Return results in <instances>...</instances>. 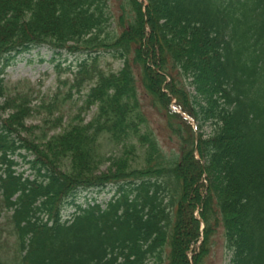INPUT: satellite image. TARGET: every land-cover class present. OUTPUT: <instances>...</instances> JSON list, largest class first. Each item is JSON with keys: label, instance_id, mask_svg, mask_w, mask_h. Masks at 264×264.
<instances>
[{"label": "trees", "instance_id": "obj_1", "mask_svg": "<svg viewBox=\"0 0 264 264\" xmlns=\"http://www.w3.org/2000/svg\"><path fill=\"white\" fill-rule=\"evenodd\" d=\"M107 1L0 0V264H205L219 228L230 264H264V0H116L117 20ZM39 47L85 55L60 82L82 99L65 127L48 119L57 95L31 107L4 83L10 56ZM102 53L122 67L101 71ZM106 188L105 204L76 203Z\"/></svg>", "mask_w": 264, "mask_h": 264}, {"label": "rangeland", "instance_id": "obj_2", "mask_svg": "<svg viewBox=\"0 0 264 264\" xmlns=\"http://www.w3.org/2000/svg\"><path fill=\"white\" fill-rule=\"evenodd\" d=\"M118 4L116 0H109L106 2V6L110 8L112 16L117 20L118 18ZM114 29L112 24L111 28ZM85 55L81 54H70L66 52L53 53L47 48L39 47L32 48L27 52L19 55H14L13 58L10 56L9 65L5 69L4 83L8 87H14L19 85V88L26 89L29 87V91L32 94L31 107H38L42 102L45 104L49 103L56 95L60 103L59 111L53 112V115L48 118L50 123L55 119L61 117V127H65L70 119L76 115L77 109L82 105L79 95L75 91L69 92V85H61L60 82L68 80L72 81V75L76 72V67L80 64ZM122 67V62L119 60L112 59L107 53H102L98 58V68L104 73L117 72ZM69 69V70H68ZM70 93L71 97L65 98ZM86 92H83V94ZM65 96V97H64ZM148 99L141 100L140 108L143 111L146 119L148 120L149 128L157 136L158 141L163 148L167 151V156L170 157V153L176 152L177 141L172 135L166 132V122L163 118L158 116L152 108L148 106ZM2 101H0L1 103ZM174 109V108H172ZM95 112V108H92L86 115L83 116L84 121L88 122ZM179 113V111H177ZM181 116L189 122L198 134L196 124L189 117L180 113ZM47 117V111L40 110L38 115H34L33 118L27 120L26 127H43L42 120ZM4 119V117H3ZM48 124L52 127L51 124ZM55 125H57L55 123ZM37 132L36 130H33ZM58 132V130H56ZM203 132L209 133V129L204 128ZM52 135V134H50ZM171 138H170V137ZM104 141V140H103ZM102 150L111 152L113 149L108 143L102 144ZM114 150V149H113ZM115 151V150H114ZM116 152V151H115ZM31 159V158H30ZM14 160L20 163V166L16 168L18 173H24V176L29 175L27 165H23L19 157H15ZM102 168L101 170H103ZM110 188H106L102 192L96 194L94 192H79L76 203L82 204L84 200L95 198L97 203L105 204L110 197L112 192ZM73 212V209L65 207L61 213L62 219H67L68 216ZM5 215H0V224L4 223ZM4 243V255L3 258L7 261H11L14 256V236L10 235V232L6 230L3 235ZM230 252L226 249L222 231L217 229L215 235L212 238L211 248L208 256L205 259V264H230Z\"/></svg>", "mask_w": 264, "mask_h": 264}]
</instances>
